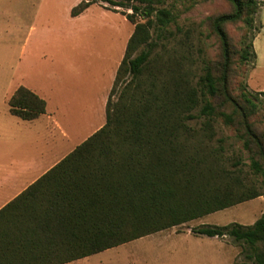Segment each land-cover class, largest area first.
Masks as SVG:
<instances>
[{
    "label": "trees",
    "instance_id": "obj_1",
    "mask_svg": "<svg viewBox=\"0 0 264 264\" xmlns=\"http://www.w3.org/2000/svg\"><path fill=\"white\" fill-rule=\"evenodd\" d=\"M97 0H80L77 16ZM121 7L133 25L105 106V123L0 209V264H66L137 238L187 223L238 203L264 197V130L254 129L259 95L244 82L233 94L234 66L254 64L255 16L260 0H227L228 12L209 17L219 56L203 60L195 76L153 32L175 22L168 0H100ZM241 23L232 42L225 26ZM117 94L116 99L113 97ZM9 112L33 120L45 100L20 85ZM200 119V124H188ZM233 127L249 154L226 166L222 144L213 145L215 120ZM219 141H221L219 139ZM259 182V185L256 184ZM194 233L229 236L244 259L264 264V211L249 225L203 224Z\"/></svg>",
    "mask_w": 264,
    "mask_h": 264
},
{
    "label": "rangeland",
    "instance_id": "obj_2",
    "mask_svg": "<svg viewBox=\"0 0 264 264\" xmlns=\"http://www.w3.org/2000/svg\"><path fill=\"white\" fill-rule=\"evenodd\" d=\"M78 3L0 0V171L37 159L41 153L47 160L56 159L105 122V100L134 25L123 14L127 9L100 0L72 16L71 9ZM262 4L255 16L256 25L261 24L253 41L257 57L254 64L234 66L230 89L235 95L241 81L250 93L264 90ZM167 5L178 18L159 37V30L153 32L158 40L156 51L165 44L172 55L186 56L185 66L197 76L203 71V60L215 61L219 56L209 17L228 12L231 5L227 0H168ZM225 28L237 44L244 34L243 25L227 24ZM20 85L45 99V112L37 119L25 121L9 112L8 99ZM258 97V111L251 120L261 132L264 95ZM188 124H200V119ZM214 124L217 135L212 144L223 145L226 166L231 168V161L239 158L243 177L253 180L249 154L233 127L220 119ZM261 207L259 200L238 203L66 264H241L234 262L237 259L251 264L243 257L242 245L232 239L237 247L228 239L190 233L203 224H252Z\"/></svg>",
    "mask_w": 264,
    "mask_h": 264
},
{
    "label": "crops",
    "instance_id": "obj_3",
    "mask_svg": "<svg viewBox=\"0 0 264 264\" xmlns=\"http://www.w3.org/2000/svg\"><path fill=\"white\" fill-rule=\"evenodd\" d=\"M76 1L80 2V0H76ZM256 57H257V55H256ZM259 91H264V90L259 89ZM106 101H107V98L105 100V106H106ZM37 118H35V119H37ZM25 121H32V120H25ZM69 152H67L64 155H62L56 159H53V160H47V155L45 153H41V155L37 159L36 158L30 159L28 161L22 162L21 164H19L18 166L14 167V168L13 167L12 168H6V169L0 171V209L3 208L11 200H13L16 196H18L22 191H24L29 185H31L33 182H35L44 173H46L51 167H53L56 163H58ZM252 200H259L260 201V203L262 205L260 212L262 213L264 211V197L259 196V197H256V198H253V199H250L247 201H252ZM244 202H246V201H244ZM261 213H260V215H261ZM240 224H242V223H240ZM181 225H185V223H183ZM243 225H247V224H243ZM178 226H180V225H178ZM174 227H176V226H174ZM190 234H193L195 236H204L202 234H197V233H190ZM205 236H207V235H205ZM209 237L216 238V239H222V240L228 239L230 242L232 239L229 236H223V237L209 236ZM233 245L235 247H237L235 244H233ZM239 260L240 259H237L234 262L235 263L241 262V264H248V263H245L244 261H241V260L239 261Z\"/></svg>",
    "mask_w": 264,
    "mask_h": 264
}]
</instances>
